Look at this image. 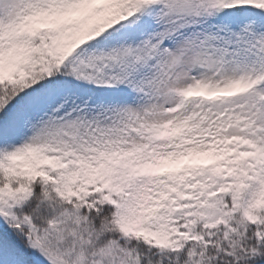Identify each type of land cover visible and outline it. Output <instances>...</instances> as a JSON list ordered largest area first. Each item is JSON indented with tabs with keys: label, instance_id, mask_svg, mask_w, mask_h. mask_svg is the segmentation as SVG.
Wrapping results in <instances>:
<instances>
[{
	"label": "snow or ice",
	"instance_id": "6c2138e0",
	"mask_svg": "<svg viewBox=\"0 0 264 264\" xmlns=\"http://www.w3.org/2000/svg\"><path fill=\"white\" fill-rule=\"evenodd\" d=\"M0 264H264V0H0Z\"/></svg>",
	"mask_w": 264,
	"mask_h": 264
}]
</instances>
